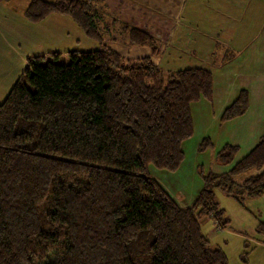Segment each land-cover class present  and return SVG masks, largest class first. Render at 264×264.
I'll return each mask as SVG.
<instances>
[{"label":"trees","instance_id":"obj_1","mask_svg":"<svg viewBox=\"0 0 264 264\" xmlns=\"http://www.w3.org/2000/svg\"><path fill=\"white\" fill-rule=\"evenodd\" d=\"M50 13L69 15L99 47L26 56L0 101V264H228L199 219L229 222L215 189L241 205L264 194V125L245 155L204 175L192 204L180 206L149 166L179 168L191 104L211 99L212 72L165 75L153 60L159 39L121 20L107 0H30L23 10L31 22ZM116 24L150 54L126 58L107 45L103 33ZM249 101L240 88L220 123L244 115ZM210 145L204 137L199 148ZM238 149L225 143L219 155L227 161Z\"/></svg>","mask_w":264,"mask_h":264},{"label":"rangeland","instance_id":"obj_2","mask_svg":"<svg viewBox=\"0 0 264 264\" xmlns=\"http://www.w3.org/2000/svg\"><path fill=\"white\" fill-rule=\"evenodd\" d=\"M29 1L0 0V58L4 57L5 61L15 58L16 71L24 68L28 55L46 50H91L99 47L96 40L84 35L69 15L50 13L41 21H28L23 10ZM107 1L121 20L138 26L159 39L160 52L153 60L165 75L176 69L203 67L212 71L214 87L218 92L222 89L224 93L230 88L238 92L244 83L249 87L247 89L251 99L246 122L234 120L220 123L215 112L218 103H222L224 94H219L218 98L213 97L212 100L192 103L193 134L182 143L184 158L179 168L168 171L149 166L150 175L180 206L191 205L203 186V176L229 170L256 143L258 136L253 132L257 129L260 132L263 127L264 66L259 63L252 66V61H264V43L258 39L260 31H263L264 41V30H261L264 27V0H235L242 5L245 2L247 4L243 6L245 12L240 21L237 24H227L231 30L237 28L235 39L230 44L238 42L244 46L246 42L247 52L240 49L228 56L225 61L231 59L234 67L225 71L223 68L227 64L222 66L220 57L230 46L226 45L225 40L215 38L211 16L218 20L221 18L217 13L211 12L212 7L202 6L196 1L193 5L201 8L192 14V3H189L185 13L176 18L174 26L176 10L173 6L177 5V0ZM166 1L171 2L173 8ZM103 40L126 58L150 54L148 47L129 45L126 34L117 24L103 33ZM58 61H63V58ZM207 61H210V67L206 65ZM7 64L11 65L9 60ZM240 65L245 68H240ZM236 72L240 75L243 73L244 83L235 79ZM219 74L222 75L219 77ZM232 100L233 98L226 105ZM204 137H209L212 145L200 150L199 144ZM251 139L255 142H251ZM225 143L239 145V149L232 152L227 161L219 155ZM259 170L260 168L244 172L236 176L235 181L241 183ZM214 194L229 222L224 227H219L209 216L199 219L201 230L209 239L210 245L225 252L228 264H264V227L261 226V223L264 224V194L247 199L244 205L220 189H215Z\"/></svg>","mask_w":264,"mask_h":264},{"label":"crops","instance_id":"obj_3","mask_svg":"<svg viewBox=\"0 0 264 264\" xmlns=\"http://www.w3.org/2000/svg\"><path fill=\"white\" fill-rule=\"evenodd\" d=\"M150 1H154V0H150ZM171 1L173 2L174 0H171ZM196 1H199L202 6L206 5V6L212 7L213 9H212L211 12L212 13H217L220 16L221 19H219V20L215 19V18H213L211 16V21L214 22V26H215V30H214L213 33L216 35V37H215L216 39L221 38V39L226 41V45L227 46H230L228 49H226L225 52H223V55L220 57L221 58L220 59L221 60V65L224 64V63L227 64V66H225L223 68V71L227 70L228 68L234 67L233 66L234 64H233L231 59L228 60V61H225V59H227L228 56H232L231 54L233 52H237L240 49H242V50L244 49V52H247V50H246V42L244 43L245 47L242 45V43H238V42H236L235 44L231 45L230 42H232L235 39V36H236V33H237L236 32L237 28H236V30H235V28L231 30L230 26H228L227 24L231 23V22L234 23V24H237L240 21L242 15L245 12L243 6H244V4H247V2L243 3V5H242V3H238L235 0H177L175 2L177 5L173 6L171 2H167L166 1V4L169 3V4H167L168 6H171V7L173 6V7H175V10H176L174 26L176 25V18L179 17V16L181 17V15L185 13V11L188 8L187 6H188L189 3H192V4H190L191 5V13L192 14L195 13V11L197 9L200 10L201 7H197V6L193 5V3L196 2ZM163 2H165V1L163 0ZM211 12H209L208 14L210 15ZM261 30H264V27H262ZM1 35L2 34H0V36ZM262 37H263V31H262V33L260 31L258 39L260 41H262V43H264ZM216 43L217 42H215V45H216ZM46 51H49V50H46ZM9 57H12V55H10ZM8 60L10 61L11 65L7 64ZM8 60L5 61L4 57L0 58V100L3 99L6 96V94L8 93L10 88L12 87L13 83L17 79L18 75L23 70V69H18L17 71L15 70V66H14V63H16L15 58H9ZM258 63H259V65H263L264 66V61L256 62L255 60L252 61V66H255ZM206 65L208 67H210V65H211L210 61H207ZM240 68H245V67L240 65ZM208 70H210V69H208ZM224 73H226V72H224ZM221 75L222 74H219V77ZM244 77L245 76L243 75V73H242V75H240L238 72H236V74H235V79H238L240 81H243ZM217 78L218 77H216V79ZM213 82H214V79H213ZM243 83H244V81H243ZM246 86H248V85H246L244 83V85H241L239 88H246V89L249 88V87H246ZM235 93L237 94V92L234 91L233 88H230L228 91H225L224 93H223L222 89L220 90V92H218L217 88L214 87V83H213V94H212V97H211L210 100H212L213 97L218 98L219 94H224L223 95L224 98L223 97L221 98V99H223L222 103H218V105L216 107V112L215 113L217 114V116H219V114L222 111V109L226 106V103L228 101H230L232 98L234 99V97L236 96ZM250 99H251V96H250ZM200 101H198V103H200ZM247 114H248V111H246V113L244 115L240 116L235 121H239L240 123L246 122V118L245 117H246ZM261 121L263 122V125H264V115L263 114H262V117H261ZM258 132H259V130L257 129V130H255L253 132V134L258 135L259 134ZM254 138L256 139V136ZM250 141L252 142L254 140L251 139Z\"/></svg>","mask_w":264,"mask_h":264},{"label":"built area","instance_id":"obj_4","mask_svg":"<svg viewBox=\"0 0 264 264\" xmlns=\"http://www.w3.org/2000/svg\"><path fill=\"white\" fill-rule=\"evenodd\" d=\"M138 27V26H137Z\"/></svg>","mask_w":264,"mask_h":264}]
</instances>
